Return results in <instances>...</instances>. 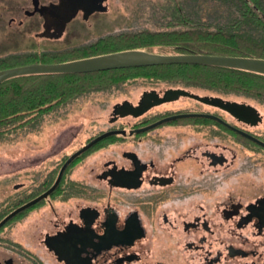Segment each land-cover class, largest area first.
<instances>
[{
    "label": "flooded vegetation",
    "instance_id": "af4514ba",
    "mask_svg": "<svg viewBox=\"0 0 264 264\" xmlns=\"http://www.w3.org/2000/svg\"><path fill=\"white\" fill-rule=\"evenodd\" d=\"M109 9L110 0H0V69L98 55L59 57L72 47L61 45L84 32L79 22ZM101 89L96 93L111 94ZM213 97L258 108L168 84L115 103L111 125L74 148L78 134L66 129L43 155V166L54 163L43 169V186L18 182L0 201L2 221L51 190L0 226V264H264V121L243 120L206 100ZM125 102L138 112L122 114ZM186 113L227 123L203 115L157 122ZM112 129L121 132L77 155L53 188L69 157ZM81 166L87 172L77 174ZM38 208L42 221L26 227Z\"/></svg>",
    "mask_w": 264,
    "mask_h": 264
},
{
    "label": "trees",
    "instance_id": "16d2710c",
    "mask_svg": "<svg viewBox=\"0 0 264 264\" xmlns=\"http://www.w3.org/2000/svg\"><path fill=\"white\" fill-rule=\"evenodd\" d=\"M210 1L213 2L168 0L170 3L168 7H171V16L165 17L169 23L168 28L157 30L141 28L138 31H128L125 34L126 38L107 44L109 46L106 48L101 45L103 43L90 44L84 53L100 54L124 49H145L160 53L203 52L264 58V0ZM200 3L208 4V12L204 16L198 14ZM155 47L159 49L156 50ZM37 74H43V81L49 80L46 77L52 75L58 77L54 83L57 86L56 90L52 92L51 89L43 87V96H39L41 92L35 91V87L26 89L23 85L14 84L8 88L6 85L13 79ZM139 75L146 76L147 80L154 82L182 84L190 89L197 85L205 86L224 96L238 93L251 98L254 95L264 102V73L228 66L164 63L91 72L31 73L8 78L0 84V139L1 135L10 132L11 128L23 127L22 124L37 119L36 115L42 114L41 108L44 112L54 103L68 101V96L73 93L71 90L75 78L80 85L100 77L113 79L116 76H123L129 79ZM4 88L2 95L1 90Z\"/></svg>",
    "mask_w": 264,
    "mask_h": 264
},
{
    "label": "rangeland",
    "instance_id": "374dc122",
    "mask_svg": "<svg viewBox=\"0 0 264 264\" xmlns=\"http://www.w3.org/2000/svg\"><path fill=\"white\" fill-rule=\"evenodd\" d=\"M208 2L213 1L207 0V3ZM168 5H170L168 0H110V9L105 14L96 16L83 23L82 21L79 22V25L84 26V32L78 35L75 34L76 36L61 45L63 47H72L60 52L59 57H71L84 54L87 46L92 42L94 43V41H97L95 42L97 44L103 43L104 45H101L106 48L110 44L120 41L124 37L126 38L127 35L125 34H127L128 31H138V29L141 28L153 30L168 28L169 23L165 19L166 16H171V7H168ZM207 5L208 4L205 5L203 3L198 5L199 15L204 16L207 14ZM29 38H32V36L26 35L27 41H29ZM43 41H45V39H43ZM61 41L62 39L60 41H47L48 47ZM64 41L65 40H63V42ZM25 46H27L26 43ZM155 49L158 50L159 48L155 47ZM46 78L49 80L43 81V74L29 75L27 77L13 79L6 83V85H8V88H11L14 84L23 85L26 89L35 87V91L40 90L41 92L39 96H43V87L49 88V90L51 89L52 92L55 91V87H57L54 83H56L55 79L58 77L52 75ZM106 78L108 77H100L80 85L76 78L75 80L70 79L74 80V84L72 83L73 81H71L74 87H72L73 89L71 90L73 93L68 96L70 100L54 103L44 112L41 108L42 114L36 115V117L34 116L37 119H31L28 123L22 124L23 127L11 128L10 132H5L1 135L0 174L3 175L5 171L14 168H21L26 171V173L24 174L23 171L10 181H6L8 178H0V201L4 198L5 194L13 191V185L18 182L25 181L26 187L31 188L43 186V169H50L54 164L52 162L53 160H49L47 166H43V155H46V153L54 147L57 138H59L66 129L71 134L75 132L78 134L72 141V146L74 148L82 144L90 136L92 137L94 134L111 125L110 117L115 103L122 101L126 97L135 101L145 88L168 85L163 82L147 80L148 78L146 76L141 75L127 79L128 83L126 86L123 82V76H116L114 80L110 78L105 80ZM72 84L70 85L72 86ZM114 84H116L117 87L114 88V86H112ZM5 88L1 90L2 95ZM99 88H102L101 90H105L106 92L112 89L111 94L109 96H104L103 94L96 93V90ZM191 90L202 93L215 91L212 88L200 85L191 87ZM228 96L245 99L255 103L261 110L264 121V102L260 101V99L254 95L249 98L238 93H232ZM122 120L124 119H120L118 122L121 123ZM118 122H116V124H118ZM12 163L16 164L15 167H13ZM77 171H79L77 174L80 172L86 173L87 169L81 166L77 168ZM38 210L39 208L32 211L33 213H31L29 217L30 220L27 222L26 227L28 225H30V227H35L39 224L41 213H39L40 215L37 214Z\"/></svg>",
    "mask_w": 264,
    "mask_h": 264
},
{
    "label": "water",
    "instance_id": "95a60500",
    "mask_svg": "<svg viewBox=\"0 0 264 264\" xmlns=\"http://www.w3.org/2000/svg\"><path fill=\"white\" fill-rule=\"evenodd\" d=\"M107 8L108 7L105 6L101 8V10H106ZM164 63H200V64H208V65L236 67V68H242V69L264 73L263 57L230 55V54H214V53H203V52L160 53L145 49H124V50L112 51L104 54L92 55V56L68 60V61L34 62L25 65H17V66L0 69V84L8 78L18 75L31 74V73L91 72V71L111 69V68L139 66V65H154V64H164ZM175 92H178L180 94L183 93L187 94L186 90L183 89L175 90ZM206 100L227 109L232 114L238 116L243 120L252 121L256 123L263 119L259 109L251 103L240 102L237 100H228L221 97H213L211 100L207 98ZM122 105L123 108L126 107L125 110L120 111L122 114L126 112L127 113L136 112L138 110L136 106L133 107V104L130 105V102H125ZM194 115L214 117L220 121L226 122L221 117L206 113L179 114L161 119L157 122H163L177 117L194 116ZM118 132H121V130H117V129L107 130L101 133L100 135H98L97 137H95L94 139H92L90 142H88L86 145L81 147L79 150L74 152L64 164L53 188L59 183L65 167L77 155L85 151L87 148L92 146L97 141ZM50 191L51 190H49L48 192ZM48 192L38 195L34 199L30 200L26 204L20 206L19 208L11 212L2 221H0V226L20 210L43 199V196L47 195Z\"/></svg>",
    "mask_w": 264,
    "mask_h": 264
}]
</instances>
